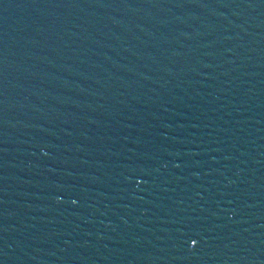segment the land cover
Returning a JSON list of instances; mask_svg holds the SVG:
<instances>
[{"label": "water", "instance_id": "1", "mask_svg": "<svg viewBox=\"0 0 264 264\" xmlns=\"http://www.w3.org/2000/svg\"><path fill=\"white\" fill-rule=\"evenodd\" d=\"M264 213V0H0V264H218Z\"/></svg>", "mask_w": 264, "mask_h": 264}]
</instances>
